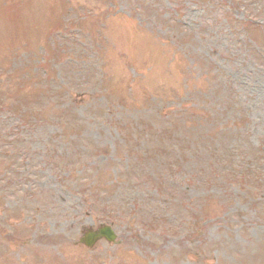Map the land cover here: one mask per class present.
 <instances>
[{"label": "rangeland", "instance_id": "374dc122", "mask_svg": "<svg viewBox=\"0 0 264 264\" xmlns=\"http://www.w3.org/2000/svg\"><path fill=\"white\" fill-rule=\"evenodd\" d=\"M0 109V264H264V0H0Z\"/></svg>", "mask_w": 264, "mask_h": 264}]
</instances>
